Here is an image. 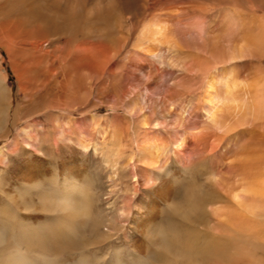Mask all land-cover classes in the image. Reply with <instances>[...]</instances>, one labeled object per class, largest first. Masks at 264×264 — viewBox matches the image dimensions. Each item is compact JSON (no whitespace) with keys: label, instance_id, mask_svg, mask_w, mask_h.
<instances>
[{"label":"bare ground","instance_id":"bare-ground-1","mask_svg":"<svg viewBox=\"0 0 264 264\" xmlns=\"http://www.w3.org/2000/svg\"><path fill=\"white\" fill-rule=\"evenodd\" d=\"M2 1L0 28L11 26V38H22L23 46L35 47L25 34L30 37L33 32L40 39L36 48L42 47L39 66L43 74L50 59L60 63L51 68L63 77L67 72H81L87 55L79 52L84 56L72 57L79 40L108 42L117 57L126 39V34L119 37L117 29H123L126 15L137 29L135 43L139 39L146 47L147 42L153 43L151 58H166L173 66L185 60L180 59L184 53L165 18L177 17L179 10L173 4L167 14L160 13L161 3L152 4L153 0ZM206 1L210 9L218 6L216 0ZM250 3L264 20V0ZM142 14L155 20L152 36L150 23L139 30L136 18ZM259 19L250 25L239 23V33L228 40L231 59L264 57V21ZM213 31L211 26L206 31V40L212 44L218 39ZM61 39L62 47L56 44ZM1 72L0 264H264L261 89L255 92L248 86L250 91L241 93L224 70L211 71L202 93L185 90L168 98V86H179L174 80L171 84L161 81L152 94L157 107L162 103L159 112L146 106L151 91L145 89L123 102L122 125L107 130L94 126L95 117H87L100 135L95 142L84 134L87 127H78L75 120L67 118L61 124V116L56 115L50 123L54 117L48 115L42 123L31 122L29 109L23 115L13 112L15 121L8 129L12 96ZM51 82L53 90L55 82ZM73 82L67 79L64 92L49 90L41 100L70 113L93 92L95 102L81 116L89 113L100 103L105 78L90 71L80 77L85 92L80 99L72 92ZM24 94L32 102V93ZM60 94L65 98L62 102ZM195 94L200 105L193 103ZM185 101L191 106H185ZM197 109L196 116L203 120L187 131L183 127L195 118ZM189 140L199 151L193 150L195 157L187 164L182 153ZM86 155L99 160L95 180L83 165ZM198 173L199 180L195 178Z\"/></svg>","mask_w":264,"mask_h":264},{"label":"rangeland","instance_id":"rangeland-1","mask_svg":"<svg viewBox=\"0 0 264 264\" xmlns=\"http://www.w3.org/2000/svg\"><path fill=\"white\" fill-rule=\"evenodd\" d=\"M216 1L218 3V6H213L211 9L206 6V4H208L206 0H174V3H165L161 0L151 1L152 4L156 2L161 3V11H159L160 13L164 11L168 14V10L170 7H172V4L179 10L177 12V17L167 16L165 18L171 25V29L177 37L179 45L181 46L182 51L185 54H181L180 56V59H185L184 63L181 66H173L174 64H170V62L166 58L162 60L158 58H151L149 49L153 46L152 42H147V47L143 45L140 39L139 42L135 43L137 29H135L134 22L128 15H126V18L124 20L125 25L123 29H119V27L117 29L119 37H121L120 35L122 34H124L125 37L126 34L125 42L123 46L120 45L119 49H121V52L117 57L113 56L114 49L108 44V42H105L103 40V43L101 41L93 42V40L88 39L79 40V42L73 45L74 48H72V52H74V56L72 57L81 58L84 55H80L79 52H82L87 55L86 57H88V62L81 66V72H67L64 77L60 75L61 73L56 72L53 67L51 68L52 65H54L55 68L60 66L59 62L53 61L52 59H50L49 63H47L49 65V69L44 74L40 71L39 55L41 51L40 49L42 47L38 46L36 48V45L40 44V39L38 40L37 36L34 35L33 32L31 33L30 37L28 34H25L24 37H26L29 42L32 41L33 43L31 44H35V47H32L28 44L23 46L21 44L22 38H19L17 35H14L15 37L13 39L11 38V26H3V28H0V71H2L1 73H3L2 75L4 77L3 80L5 87L8 90L9 94L12 96L10 107L11 109L9 112V119L7 123L8 129L11 128L13 121H15L12 115L13 112L15 113V116L17 115V113L23 115L29 109V111L33 113V115L31 116L34 117H31L32 119L30 118L31 122L33 121L42 123L41 121L44 122V117H47L49 115V119L50 116L54 117L50 119V123H54L56 115L58 117L60 115L61 124L64 122V120L67 121L66 119L68 118L69 120H75V124L80 128L87 127V132H84V134H86L88 140L94 139L93 141L96 142L99 139L100 135L94 129L95 127L91 126L88 123L89 121L87 117H95V120H93L95 124L94 126H104V128H107V130H110L113 125H122V114L124 111L123 102H126L128 99L132 98L134 92H142L145 91V89L151 91L147 96V99L149 101L146 100V106H152L154 107V111L159 112L162 103L159 105V107H157L159 102L157 103L158 100L156 101L155 97H152V94L161 87L162 82L165 81L166 83L171 84L173 83L171 81L174 80L179 86L178 88H170L171 86L168 84L169 90H167V92L165 93L168 98L177 97L178 93L181 94V92L185 90H192L196 92V94H198L202 93L204 89L202 84H204L203 82L206 79V75L208 76V73L211 71L213 72L224 70V72L227 73V79L229 76H231L230 79L234 78L237 85L236 89L241 93H244V91L245 93L250 91L247 90L248 86L251 91L256 92L258 89H261V91L264 92V75H259V77L258 75H256L258 73L264 74V57L253 54L241 59L233 60L231 59V54L229 51L230 48L228 46L231 38L234 37L237 32L239 33L238 27L240 22L246 21V23L250 25V22L253 19L262 18L261 14H259L258 12H254V8L249 7L251 6L250 2H260V0H254V2L253 0H248L249 2L247 0H243V2H241L242 0H237L238 2L236 0H222V2L221 0ZM228 1L230 4L228 3ZM0 3L3 4V1L0 0ZM247 4L249 5L247 6ZM244 5L245 7L247 6L246 8L244 7V10L246 12L242 9ZM248 7L250 10L248 9ZM251 11L252 14H250ZM239 15L243 17V20H239L241 19ZM136 19H138V22L140 21V32L150 23L149 35L152 36L154 32L152 31L151 27L153 26V21H155L153 20L154 18L152 16L142 14ZM150 19V22H146ZM259 20L264 21L261 19ZM254 24L257 25L256 22H254ZM210 26L211 28L213 27V34L216 37L218 36L217 41L215 39L213 44L212 41L209 42L206 40V31ZM253 28L256 29L255 26L252 25L251 29ZM79 39H81V37H79ZM63 40L64 39L59 40L58 42H56V44H59L62 47L64 45ZM141 45L143 47H141ZM215 68H218L219 70H216ZM88 71L92 72L93 74H98V76L102 74L106 80V83L104 82V93L101 96L100 103L89 113L81 116V112L90 110L91 105L93 104V102H95V93L93 92L90 98L82 107H77L72 110L69 109L72 111H70V113L65 109H61V107L64 108L63 106H61L59 109H54L53 107L47 105L48 102L44 103L43 100H41L45 95H47V93H49V90L51 89L50 86L52 87L51 81L55 82V87H53V90L50 91L59 90L64 92L66 89L63 85L64 81H67V79H72L74 81L72 92L77 94L79 99L82 98L85 95V92L81 88L79 80L80 77L84 76V74ZM52 77H56V79L52 80ZM145 77H149L150 80L146 81ZM31 89L32 91L30 92ZM63 89L65 90L63 91ZM25 92H29L30 94L32 93V98L34 101L32 100V102H30L25 97L27 94L23 95V93ZM196 94L194 96L196 100L193 99V103H195L194 105H196L198 101L197 105H200L199 98ZM59 97L61 100H59L60 102L65 100L63 94H60ZM154 101H156V104H152V102ZM31 103L33 104L31 105ZM44 104H46L47 106ZM184 105H188L189 107L191 106V104H188L187 101H185ZM197 110L195 111V118H192L191 121L187 122L183 127L187 131L188 129L195 128L198 122H201L203 120L200 115L198 116L199 118L196 116L200 113V111ZM35 111L36 113L34 114ZM52 143L54 142L51 140L49 148H52ZM195 146L196 145L193 143V140H189L188 147L183 150L184 152L182 153V158L185 163H190L192 161V158L195 157L194 154L199 151V147L196 146V149ZM193 150H197L196 153ZM90 152L91 149H88L89 154ZM89 156L86 157V163H84L83 165L88 168L89 173L95 180L97 178V176L95 175L98 174L97 167L100 163H98L99 160L97 158L94 159L92 155ZM53 160V163L56 164L57 161H55V159ZM195 175V178L199 180L201 175H199V173Z\"/></svg>","mask_w":264,"mask_h":264}]
</instances>
